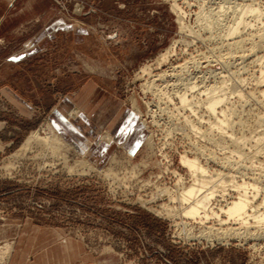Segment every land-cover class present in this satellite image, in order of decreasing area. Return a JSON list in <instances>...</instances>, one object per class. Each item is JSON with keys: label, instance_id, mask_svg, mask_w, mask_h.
<instances>
[{"label": "rangeland", "instance_id": "rangeland-1", "mask_svg": "<svg viewBox=\"0 0 264 264\" xmlns=\"http://www.w3.org/2000/svg\"><path fill=\"white\" fill-rule=\"evenodd\" d=\"M173 1L189 31H178L172 0H0L1 252L8 247L0 264H264V224L202 225L148 209L168 202L163 196L139 200L155 184L176 189L178 174L187 185L186 154L210 173L257 182L253 204L264 210V0ZM244 4L261 15L248 13L249 24L227 36ZM173 39L170 61L141 75ZM212 88L226 96L217 111L228 113L227 133L209 123ZM182 93L194 111L181 106ZM46 125L65 141L67 164L92 168L68 172L59 158H35V148L15 158ZM235 136L248 137L242 155ZM229 188L214 208L237 195Z\"/></svg>", "mask_w": 264, "mask_h": 264}, {"label": "bare ground", "instance_id": "bare-ground-1", "mask_svg": "<svg viewBox=\"0 0 264 264\" xmlns=\"http://www.w3.org/2000/svg\"><path fill=\"white\" fill-rule=\"evenodd\" d=\"M221 1H223V2L228 1L229 3H231V0H221ZM169 5H170L169 8L173 12H175V14L177 16L176 21H177V25L179 28L178 31H180V32L189 31V29H187V26L183 22V17L185 15V12L181 8V6L178 5V3L173 1V0ZM248 13H252L253 16H255V18H258L261 15V10H260V8L254 6V5L244 4V6H242V8L239 10V12L236 14V16L234 18V23H233L234 25H232L231 27L228 28V31L226 33L227 36H232L234 34H237L239 32L240 26L245 27L249 24V22L247 21V14ZM241 39L242 38H238L236 40L233 39V43L238 44L242 41ZM173 40L174 41L173 42L171 41L172 43L170 45H167V47L164 48V50L161 53H159L158 56L154 57L155 59L151 63H145L138 69L139 72L141 73V75H145V74L149 75V74H151L152 68H154L153 66L160 67L164 63L168 62V60L170 61L169 58L171 57V55L175 54L174 51H175L176 43L179 41V40L177 41V39L176 40L173 39ZM230 43H232V42H230ZM232 45H234V44H232ZM262 72H264V71H262ZM157 75L160 76L162 74H157ZM263 80H264V75H263ZM191 87L194 88V86H190L189 88H191ZM214 89L215 88H212L211 90L209 89L210 91L208 90L206 99L204 100L205 107H206L208 114H209V115H207L208 119H209V123L212 126H215L221 133H227V130H228L227 127L229 126V119L227 118L228 113H226L223 108H219L220 111L219 110H218L219 112L217 111L218 106L225 102L226 96L224 94L219 93V91L218 92L216 91L217 93L213 92ZM219 90L221 91L222 89H219ZM261 96L264 98V89L261 90ZM178 99H179L182 107H189L191 111H194L193 106H191L192 102H191V100H189V98H187L186 94H184V93L178 94ZM137 104L138 103H136V101L133 99L131 105H133L134 110L139 112L140 110H139V107ZM220 106H222V105H220ZM71 112L74 113L75 111L71 110ZM219 113H220L221 117L219 116ZM212 117L214 118V120L212 119ZM193 126H195V125H193ZM47 127L49 130L45 131L44 133L42 132L43 134H40L38 132V130H39L38 127H37L38 130L35 129L32 132L30 131L31 133H28V136L25 138V140L23 139L24 141L20 145V148L18 146V149H15L16 151H15V154H13V155L14 156L20 155L22 157V155L25 156V153L27 151H30L32 148L34 151V148H35L36 153H34V155L32 154L35 158L36 157H39V158L42 157L43 158V156L45 157V155H47V154L50 157H56V159L59 158V159H61V161H63V163H65L64 168H66L68 172L80 171L81 173L82 172L84 173L85 170L92 168V166L86 160H76L73 162V164H67L66 163L67 158H66V154H65V152H66L65 148L67 146H66L65 141L56 132L57 131L56 129H54L56 131L53 130V128H54L53 126H52L53 128L49 125ZM195 127H197V126H195ZM40 129H42V128H40ZM40 131H42V130H40ZM252 136H254V135H252ZM103 138L107 141L112 139V137L109 134L103 135ZM235 139H236L235 143H236V147H237V148H235L236 152H238L240 155L244 154V152L242 153V151H240L239 148H240V144L241 145L244 144L247 141L248 137H246V136L236 137L235 136ZM262 139H263V136H257L256 137L257 142L261 141ZM145 144L150 151H153V136H152V134H150L146 137ZM31 151H30V153L29 152L28 153L31 154ZM29 157L31 158L30 155H29ZM15 158H16V156H15ZM179 158H180L179 161H180L181 165L187 169V172H188L187 175L189 176L188 179H190L189 183L187 185H183L184 184V183L182 184L183 177L180 174H178L177 175L178 177L176 178L177 184L179 185V186L175 185L176 189H171L170 187L166 186L165 184H155L154 183L155 185H152V186L155 187V190H153V193L150 195L151 197L149 199L139 198V200L143 204L144 203L149 204L152 201L156 200L157 197L163 196V197L167 198L168 202L167 201L162 202V203L158 204L156 207L153 205H149L148 206L149 208H148L146 206L148 209L153 210L159 214L164 213L166 216L172 217L171 219L176 217V215H180V216L189 218V219L194 220V221L196 220V222H199V224H202V225L211 219H214L215 222L217 221L218 224H220V225H222V224L224 225V224H228V223H237L239 225H244V226L247 225V227H248L250 221H252L254 223H258V224H264V210L260 212L258 210L259 207L256 208L255 204H253V200H254L255 196H257V194L259 193V188H258L259 185L257 184V182H255V181L249 182V181H244V180L239 182V181H237V179H235V176L232 173L223 174V173L217 172V171L215 173H210L208 168L199 160V157H197V156L189 157L186 154H181V156ZM10 159L12 160V159H14V157L12 156V158L10 157ZM10 159H9V161L12 163V161ZM56 159H55V163H56ZM39 160H41V159H39ZM9 161H8V163H9ZM113 161H117V160H115L113 158L112 162ZM43 162L42 163L40 162V163L46 167L50 166V165L52 167V164H55L53 162V159H51V161L48 160L47 162L46 161H43ZM11 163L5 164V165L6 166L11 165ZM117 163H115V164H117ZM13 164H15V163H13ZM1 166H2V168H4L3 165H1ZM53 166L55 167V165H53ZM13 168H14V165H13ZM113 169L114 168L109 169V172H107L108 174H106V175L114 174L113 171H111ZM139 171H140V168L137 164L130 169L131 174H133L132 177L134 176V174H138ZM8 172H10V171H8ZM128 173H129V171H128ZM131 174H128V177H129V175L131 176ZM114 176H115V174H114ZM114 176H112V177H114ZM160 177H161V174L156 175V178H160ZM156 181H158V180H156ZM150 182L151 181L149 179L148 180L146 179V182L144 183V185L150 184ZM143 187H145V186H143ZM229 187L235 189L234 191H237L236 192L237 195L236 196L234 195L235 197L233 199H231L229 202L227 201V202H225V204H223V205L220 204L219 206L214 208L212 206V203L214 202L213 199H215V198L218 199V197H216V196H220L221 198L225 199L224 196H225V194H227L226 191L228 190ZM249 188H251L250 192H249ZM138 196L140 197V195H138ZM160 198L162 199V197H160ZM217 199H215V200H217ZM219 201H221V200H219ZM217 202H218V200H217ZM230 226H231V224H230ZM227 228H231V227H227ZM4 245H6V243L1 245V246H4ZM1 249H0V252H1ZM6 249H5V251L2 250V252L5 253ZM4 253H2L1 255H3ZM1 258H2V256L0 257V259Z\"/></svg>", "mask_w": 264, "mask_h": 264}]
</instances>
